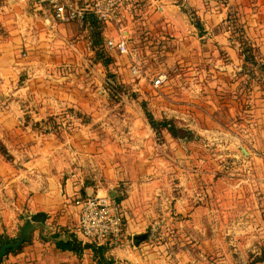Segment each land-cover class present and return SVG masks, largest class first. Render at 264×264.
I'll return each instance as SVG.
<instances>
[{
	"label": "rangeland",
	"instance_id": "1",
	"mask_svg": "<svg viewBox=\"0 0 264 264\" xmlns=\"http://www.w3.org/2000/svg\"><path fill=\"white\" fill-rule=\"evenodd\" d=\"M181 1L173 3L191 21ZM235 12H228L225 26L240 58L237 67H225L233 60L224 49L190 54L184 41L197 47L189 38L192 30L186 32L181 23L178 28L160 23L159 29L138 23L130 40L139 50L141 69L133 73L130 56L104 49L112 57L108 66L95 58L85 24L63 37L49 31L55 27L44 21L42 9L0 0L4 35L22 38L14 80L30 91L25 99L19 95L23 111L30 109L27 99L64 100L72 92L77 100V106L56 103L41 119L30 120L26 111L23 122L32 121L37 137L61 144L74 179L113 185L123 198L131 195L140 224L112 245L132 252L117 257L122 264H264V67L246 61L241 50L249 45L255 59L264 61ZM161 70L166 82L153 88L151 79ZM144 108L190 133L182 137L180 130L176 137L165 128L156 133ZM21 158H10L16 189L8 191L6 175L0 174L1 210L22 199ZM112 173L121 175L122 183L106 182ZM2 219L0 211V239H15L25 218L19 216L13 231ZM144 231L149 237L134 245L132 235Z\"/></svg>",
	"mask_w": 264,
	"mask_h": 264
},
{
	"label": "crops",
	"instance_id": "2",
	"mask_svg": "<svg viewBox=\"0 0 264 264\" xmlns=\"http://www.w3.org/2000/svg\"><path fill=\"white\" fill-rule=\"evenodd\" d=\"M8 3L10 4V2ZM145 3L147 6L144 8V12L139 13ZM145 3L137 9L134 20L127 28L131 38H135L134 32L138 23L143 25L147 23L149 28L155 26L154 29H159L164 22L168 24L169 28H178L181 23L186 32L191 29L194 34H191L189 38L193 42L192 45L197 48L193 50L189 46L190 42L188 44V41H184V48L190 54L208 55L209 50L207 52V49L210 47L215 48L213 52L211 51L212 53L224 49L233 60L231 63L225 64V67L230 69L233 66L237 67L238 65L234 61L240 59L237 49L231 44L228 37L229 32L225 26L228 12L235 10V14L239 17L237 21L243 22L247 36L259 44V52L264 61V0H182L180 3L192 10L198 18L201 30L189 20L187 15L183 16L173 0H152L151 3ZM44 21L50 22V25L55 27L49 29L46 26V29L51 32L55 31L63 37H69V34H72L79 24L76 21L56 22L51 17L46 18L45 15ZM85 25V30H88L89 27L87 24ZM110 33H113L110 27L101 29L103 40L105 35ZM3 36L0 41V139L14 157L23 156L20 161L23 168L19 172L22 175V181L18 185V192L22 199L17 197L13 205L8 204L2 210L0 209L3 215L2 221L7 229L13 231L14 224L21 222L19 216L24 219L28 214L43 211L46 213V218L43 232L39 229L32 231L30 238L23 242L17 251L5 254L0 264H104L97 262L99 254L90 246L83 247L81 251L61 249L56 245V241L59 237L66 239L75 236L78 238L75 232L76 206L73 203V198L77 194L83 192L104 194L110 192L113 185H89L83 183L79 178L78 180L74 179L71 174L67 173L68 161L65 149H62L61 144H55L54 140L37 137L38 133L33 129L32 121L23 122V113L26 111L31 113L30 120L41 119L47 114L53 113V108L57 106L56 103L77 106L75 102L77 100L72 96V92H68L64 100L46 97L36 103L34 100L27 99L28 104L25 106H30V104L31 106L29 110L23 111V103H21L23 99L20 96L25 99L28 91L24 90L25 87L16 85L14 80V74L17 73L20 68L18 65L21 63L17 60L16 54L17 46L22 42V38L18 34ZM26 38L29 37L26 36ZM212 41L218 45H210ZM28 67L30 68V66ZM35 109L37 111H34ZM12 162L14 161L0 155V174L6 175L8 191L16 189L14 179H16L17 171ZM112 174L113 177L107 175L109 178L106 179V182L116 185L122 183L121 175ZM0 184L3 185L1 182ZM121 205L129 232L130 229H134L140 224V222L135 223L139 217L136 216L137 211L131 202L130 194L121 200ZM55 233L58 235L56 236ZM10 238L13 239V237ZM104 247L107 248L99 253L103 254L107 260H112L111 264H122L117 257L121 255L129 257L132 254L129 249H126V245L124 247L104 245Z\"/></svg>",
	"mask_w": 264,
	"mask_h": 264
},
{
	"label": "built area",
	"instance_id": "3",
	"mask_svg": "<svg viewBox=\"0 0 264 264\" xmlns=\"http://www.w3.org/2000/svg\"><path fill=\"white\" fill-rule=\"evenodd\" d=\"M32 4L35 9H42L46 18L66 23L76 21L84 24L87 14H93L102 22L104 28H112L113 33L104 37L103 46L109 53L130 56L133 73H139L141 58L139 50L131 42L128 26L134 20L140 0H7ZM151 3V2H150ZM0 21V41L3 36ZM167 79L161 70L151 79L153 88H159ZM76 206L75 232L82 242L102 245H116L122 242L128 231L125 226V214L121 201H116L109 193H79L73 198Z\"/></svg>",
	"mask_w": 264,
	"mask_h": 264
},
{
	"label": "trees",
	"instance_id": "4",
	"mask_svg": "<svg viewBox=\"0 0 264 264\" xmlns=\"http://www.w3.org/2000/svg\"><path fill=\"white\" fill-rule=\"evenodd\" d=\"M144 0H140V5H142ZM183 11H187V9L185 7H182ZM190 10V9H189ZM190 17H191V22L199 29L201 30V25L198 22V18L195 16L194 12L192 10H190ZM84 24H87L90 28V36H91V43L92 46L94 48V53H95V58L98 59L104 66H108V64L111 62L112 57L110 55H108L105 51L104 48H102V39L103 36L101 34V26H102V22L98 21L96 19V17L93 14H87L85 20H84ZM243 43H246L245 41ZM241 53L243 54V58L246 61H249L253 64H257L259 65V69H262L264 67V64L262 62H259L255 59L254 54L251 52V47L249 45H245V47L241 50ZM144 106V104H143ZM145 109V116L150 124V126L155 130L156 133L160 132L161 129L165 128L167 129L173 136H180L179 135V131L183 130L184 133L181 134L182 137L186 136L185 132L190 133V131L186 128H181L177 125H175L170 119H157L153 116V114L146 108ZM0 152L5 156L6 159H10L12 157V155L8 152V150L6 149L5 145L3 144V142L0 139ZM83 195H85L86 193L83 192ZM123 195L120 194H116L114 196L116 201H121V199H123ZM55 235L57 236L58 233H55ZM56 245L61 248V249H72V250H76V251H81L83 249V247H87L90 246L93 248V250L95 252H97L99 254V257L97 258V262H101L104 264H111L112 260H107L106 257L99 253L101 250H103L105 247L104 245L101 244H95L93 242H82L80 239L76 238L75 236H70V238H59L56 241ZM21 247V245H19V247L17 249H12V248H8L6 251V254L8 252H14L17 251L19 248ZM264 257V251L262 252V256L261 259Z\"/></svg>",
	"mask_w": 264,
	"mask_h": 264
},
{
	"label": "water",
	"instance_id": "5",
	"mask_svg": "<svg viewBox=\"0 0 264 264\" xmlns=\"http://www.w3.org/2000/svg\"><path fill=\"white\" fill-rule=\"evenodd\" d=\"M243 150L246 152L244 148ZM109 195L114 197L115 192L111 190ZM45 218L46 213L43 211L28 214L22 224L19 225L18 236L15 239H9L7 236L2 237L0 239V261L6 254L8 248L17 249L19 245L29 239V235L32 231L39 229L43 232V229L45 228ZM149 235L150 231L134 233L132 235V242L134 245H138L142 240L147 239Z\"/></svg>",
	"mask_w": 264,
	"mask_h": 264
}]
</instances>
